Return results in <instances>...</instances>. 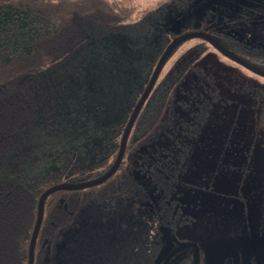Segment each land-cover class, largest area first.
Listing matches in <instances>:
<instances>
[{
	"label": "trees",
	"instance_id": "trees-1",
	"mask_svg": "<svg viewBox=\"0 0 264 264\" xmlns=\"http://www.w3.org/2000/svg\"><path fill=\"white\" fill-rule=\"evenodd\" d=\"M187 1L180 8L173 5L179 12L174 11V17L165 13L159 25L158 12L127 24L131 9L117 0H0V264L28 263L37 203L46 189L100 177L113 164L128 117L174 38L172 26L189 23L197 27L195 31L206 30L225 48L264 70V0H246L242 6L240 0ZM118 32L130 37L140 52L134 64L138 76L131 86L139 89L122 121L113 123L100 116L107 114L106 106L92 99L84 84L81 92L66 96L81 80L84 50L89 52L93 42ZM190 42L196 44L179 53L167 70L173 56ZM97 59L98 64L105 62L101 56ZM221 59L253 77L240 76L253 84L226 83L230 68ZM69 63L70 79L69 72H59ZM263 80L203 39L180 43L141 107L113 175L96 186L59 190L46 197L33 264H160V227L174 228L190 207L181 186L185 176L199 175L200 168L191 164L195 142L203 137L206 147L213 139L208 129L223 121L212 114L219 90L230 85L240 96V109L264 110ZM166 137L168 142L163 143ZM227 149L235 157L236 147ZM227 159L214 167L202 186L194 181L186 185L194 201L191 211L213 214L212 204L209 208L200 193L195 194L205 183H213L212 177L218 185L208 190L217 207L228 201L225 176L235 177L236 188L240 179L241 186L249 159H241L239 166ZM133 169L145 175L148 186Z\"/></svg>",
	"mask_w": 264,
	"mask_h": 264
},
{
	"label": "rangeland",
	"instance_id": "rangeland-1",
	"mask_svg": "<svg viewBox=\"0 0 264 264\" xmlns=\"http://www.w3.org/2000/svg\"><path fill=\"white\" fill-rule=\"evenodd\" d=\"M117 1L131 9V15L127 24H135L142 19L150 17L155 12H158L160 17L156 21L159 25L163 24L162 18L166 14L169 13L168 16L174 17L173 12H179V9L174 8L173 5L180 8L183 3H189L187 0ZM245 1L246 0H240V6L245 5V3L247 4ZM251 1L252 0H250V2ZM253 1L252 3H254ZM177 15L179 16L180 14ZM177 24L178 22L175 23V25ZM171 29L173 30L172 32L175 38L181 34L193 32L197 27L187 23L181 25V27L179 25L177 28L172 26ZM202 31L205 32L206 30ZM195 44V42L185 44V46L173 56L172 63L169 64L167 70L171 65H174L179 53L184 49L189 50ZM111 48H117L115 51L112 50L115 53L113 56ZM84 51L87 53L85 57L87 60L78 74L81 80L79 82L77 81L76 85L70 86V91L66 98L76 90L81 92V85L84 84V88L86 87L90 92V97L106 106V110L108 111L105 110V112L107 114L101 111L100 114H102L100 116L106 121H108L107 119L109 117L113 120V123L121 122L130 106L129 101L131 102L132 95L139 89V85L131 89L136 75L138 76L137 69L135 68L136 65L134 64L136 61L135 58L139 57L140 52L136 43H132L130 37L126 36L124 33L118 32L115 36H107L103 41L93 42V46L90 45L89 52H87L88 50ZM79 54L80 52H78L77 56ZM97 56L103 57L102 61L105 62H101L102 65L97 63L99 61ZM221 60L224 61L227 67L228 63L225 62L224 59ZM228 65L230 69L224 75L225 78L227 77L228 79H226V83L238 85L246 84L248 86L253 84L249 80H243L240 76L244 75V78L253 77L246 73L244 74L243 70L235 65ZM63 69L65 71L59 72H69V79L73 77L72 71H69L73 69L72 63H69ZM218 94L220 98L213 104L212 114H215L216 118L223 119V121L221 122L220 120L219 124H212V130L208 129L210 130L209 135L212 136L213 139L208 140L209 144L206 147H204L202 143L203 137L195 142L196 146H194L193 149L191 164H196L200 168V171L198 170L199 175L191 173L185 176V179H182L185 185L181 186L183 189L184 202L190 207L186 208L187 214H181L183 218L177 222V226H174L172 229L164 226L160 227L162 232L160 240L161 245L159 247L160 253L157 262L162 261L167 253L174 247L192 241L200 246V263L211 264L217 255L216 252L221 248L237 246L246 239H249V237H258L257 227H259V218L264 216V205L261 204V201L264 200V110L258 107L253 108L252 111H246V108L240 109V96H237V91H234L230 85L222 87ZM224 106H226V108H223ZM221 107L223 109H221ZM217 122L218 121H216V123ZM214 128L215 130H213ZM206 136L207 135H205V137ZM220 136L224 139L222 140ZM167 142L168 138L166 137L163 143ZM229 147H236L235 157L229 155L231 152V150L227 149ZM244 157L249 159V161H247L249 169L242 179L241 186V180L239 179L238 181L240 188L239 186L236 188L233 184L235 177L233 180H231L230 177H224L227 181H225L223 187L226 189V196L228 197L227 203H224L225 206L222 204L220 207H217L216 205L218 204L212 201L215 196L211 195L212 191L208 190V188L218 185L216 179L212 177L214 182L209 185L205 183L203 185L204 187L201 188L202 190L195 194L200 193V197L202 196L203 201L209 208L212 204L210 209L213 210V214H200L196 209L191 211L190 209L193 208L192 203L194 204V201L188 197L190 188L186 185L194 181L193 184L197 183L199 186H202L203 180L209 181V179H211V172H213L214 167L219 162L230 158L229 161L231 163L239 166L240 160ZM132 162L136 165L134 160ZM133 172L134 176L138 178L140 182H143L142 185L148 186L146 183L147 179L144 177L145 175L143 173H140L137 169H133ZM202 176H204L205 179L202 178ZM218 188H221V186L214 187L215 190ZM193 191H195V188ZM153 200L154 196H151V201ZM226 206L231 207L229 211L224 210L223 207ZM261 212L263 214H261ZM135 217L136 215L132 214L130 218L131 220H135ZM157 221L158 219H155V222ZM192 255V247L186 246L174 254L168 264H189Z\"/></svg>",
	"mask_w": 264,
	"mask_h": 264
},
{
	"label": "water",
	"instance_id": "water-1",
	"mask_svg": "<svg viewBox=\"0 0 264 264\" xmlns=\"http://www.w3.org/2000/svg\"><path fill=\"white\" fill-rule=\"evenodd\" d=\"M168 31V30H166ZM193 38H200L205 40L206 42H208L211 46H213L218 52H220L222 55H224L225 57H227L228 59L240 64L241 66L245 67L246 69L250 70L251 72H253L254 74H257L259 76L264 77V70L258 69L255 66H253L252 64H250L249 62L245 61L244 59L240 58L239 56H237L234 52L230 51L229 49L225 48L223 45H221L218 41H216L210 34L202 32V31H193V32H187L184 34H181L175 38H173V40L166 46V48L163 50L161 56L159 57L153 72L143 90V92L141 93L140 97L138 98L132 112L130 113L128 120L125 124V127L122 131L121 134V138L119 141V147H118V151L116 154V157L114 159L113 164L110 166V168L100 177L88 180V181H84V182H78V183H62V184H56L53 185L51 187H49L48 189H46L39 197L38 199V203H37V216H36V221H35V225L33 228V232L30 238V242H29V248H28V263L27 264H33V257H34V246H35V241H36V237L39 231V227L42 221V216H43V204L44 201L46 199V197L50 194H52L55 191H59V190H80L83 188H89L92 186H96L99 185L103 182H105L111 175H113V173L117 170V168L119 167L122 157L124 155L125 152V147H126V142L129 136V133L131 131V128L133 126V123L141 109V107L143 106L145 100L147 99L165 61L167 60V58L169 57V55L171 54V52L182 42L189 40V39H193ZM253 245H261V243L257 242V241H251L248 242L245 246H244V250H246L249 246H253ZM186 246H193L195 253H194V264H198V256H199V246L196 243H183L180 244L178 246H176L175 248H173L172 250H170V252L167 254V256L165 257V259L163 260L162 264H167V262L170 260V258L174 255V253L178 252L180 249L186 247ZM235 252V250H233L232 248H223L221 249L216 257V264H219L220 258L223 256V254L227 253V252ZM236 253V252H235Z\"/></svg>",
	"mask_w": 264,
	"mask_h": 264
},
{
	"label": "flooded vegetation",
	"instance_id": "flooded-vegetation-1",
	"mask_svg": "<svg viewBox=\"0 0 264 264\" xmlns=\"http://www.w3.org/2000/svg\"><path fill=\"white\" fill-rule=\"evenodd\" d=\"M257 232H258L257 233L258 237H252V238L249 237V239H246L245 241L241 242L237 246L224 247V248H232L233 250H235L236 253L232 251V252H227L223 254V256L220 258L219 264H264V216H261L259 218V227H257ZM251 241H257L261 243V245L249 246L246 250H244V246L248 242H251ZM186 243H196V242L190 241ZM190 247H192L193 249V255L189 261V264H194L195 250L193 246H190ZM219 251H217L216 253L218 254ZM199 254H200V246H199ZM216 257L217 255L215 256V259L213 260L211 264H216ZM163 260L160 262V264H162ZM169 261L167 262V264L169 263ZM198 264H201L199 256H198Z\"/></svg>",
	"mask_w": 264,
	"mask_h": 264
}]
</instances>
